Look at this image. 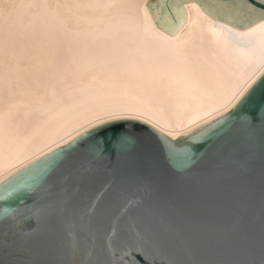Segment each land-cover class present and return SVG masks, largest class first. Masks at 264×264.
<instances>
[{
  "label": "water",
  "instance_id": "1",
  "mask_svg": "<svg viewBox=\"0 0 264 264\" xmlns=\"http://www.w3.org/2000/svg\"><path fill=\"white\" fill-rule=\"evenodd\" d=\"M0 264H264V72L187 136L108 121L1 181Z\"/></svg>",
  "mask_w": 264,
  "mask_h": 264
},
{
  "label": "bare ground",
  "instance_id": "2",
  "mask_svg": "<svg viewBox=\"0 0 264 264\" xmlns=\"http://www.w3.org/2000/svg\"><path fill=\"white\" fill-rule=\"evenodd\" d=\"M263 72L246 0H0V182L108 121L187 136Z\"/></svg>",
  "mask_w": 264,
  "mask_h": 264
},
{
  "label": "rangeland",
  "instance_id": "3",
  "mask_svg": "<svg viewBox=\"0 0 264 264\" xmlns=\"http://www.w3.org/2000/svg\"><path fill=\"white\" fill-rule=\"evenodd\" d=\"M10 10H12V9H10ZM3 13H6V11H4ZM8 14H10V11H8L7 15H8ZM5 15H6V14H4V16H5Z\"/></svg>",
  "mask_w": 264,
  "mask_h": 264
}]
</instances>
